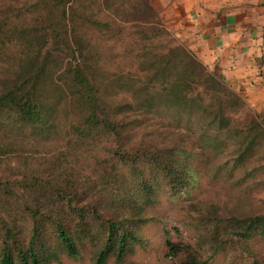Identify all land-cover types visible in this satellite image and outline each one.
<instances>
[{
    "label": "trees",
    "instance_id": "16d2710c",
    "mask_svg": "<svg viewBox=\"0 0 264 264\" xmlns=\"http://www.w3.org/2000/svg\"><path fill=\"white\" fill-rule=\"evenodd\" d=\"M127 1L0 7V264H58L61 255L79 257L87 244L93 264H107L109 256L134 264L125 256L160 192L185 193L209 157L236 186L255 173L236 175L259 145L261 125L256 118L248 127L232 122L245 102L181 43L157 45L158 30L144 29L149 42L128 81L122 71L107 76L89 63L85 28L108 29L100 13L110 16ZM92 3L99 8L87 14ZM13 10L14 18L25 11L35 18L11 26ZM13 35L24 44L10 56ZM61 57L67 61L57 71ZM113 84L129 97H111ZM138 132L148 138L142 146L133 140ZM28 136L59 146L35 166L12 164ZM258 183L264 180L249 185ZM229 219L242 238L264 232V213ZM165 245L179 264H209L187 244Z\"/></svg>",
    "mask_w": 264,
    "mask_h": 264
},
{
    "label": "rangeland",
    "instance_id": "374dc122",
    "mask_svg": "<svg viewBox=\"0 0 264 264\" xmlns=\"http://www.w3.org/2000/svg\"><path fill=\"white\" fill-rule=\"evenodd\" d=\"M29 1L0 0V7L18 8ZM98 8L95 3H92L91 6L86 7L85 12L90 14L91 10ZM111 14L109 16L106 12H101L99 16L100 20L105 19L111 22L108 29H94L91 26L85 28L88 61L95 69L107 76H113L122 71L128 81L129 77L135 75L138 55L149 42L144 39L143 31L152 27L158 30L157 37L153 40L157 45L166 41L179 42L196 56L176 34L179 28L174 22L175 13L165 7L161 0H128ZM10 18L11 26L21 27L33 21L35 17L31 12L25 11L19 17L20 19L14 18L13 10ZM9 38L11 40L8 41L7 46L13 51L10 56L18 55L23 49V40L16 35ZM196 58L201 61L197 56ZM66 61V58L61 57L55 62L57 71L63 69ZM204 65L226 84V77L220 74L216 67L212 70L206 64ZM228 87L246 104L239 112L231 113L232 122L248 127L251 119L256 118L261 125L260 129L263 130L259 145L253 147L255 148L253 156L250 157L245 168L237 169L236 175L241 176L247 170L254 169L255 173L251 172L254 174L249 178L250 181L263 182L264 110L256 111L239 93ZM118 91L116 84L108 86L111 97L115 99L129 97L128 92L123 91L118 94ZM133 140H136L138 146H142V142H146L148 138L145 134L138 132ZM23 142L20 153L22 155L17 159L10 157L12 164H16L18 160L21 166H35L38 159L53 156L55 148L59 146V143L55 141L34 142L29 136L23 139ZM62 151L66 150L63 148ZM215 158L209 157L204 164L195 168L194 182L185 193L170 195L160 192L156 196L151 208V217L136 228L135 233L139 241L129 246L125 256L126 262L179 264V257L171 256L167 251L165 240L169 239L173 243L189 245L197 257L207 260L209 264H264V232L256 231L242 238L234 227L227 226L231 224L229 219L231 215L245 217L264 213V183L250 187L249 181L247 185L236 186L231 178L224 179L222 171L215 172V167H218L219 163V160ZM92 250V246L87 244L86 248L80 251L79 257L70 258L61 255L58 264H93ZM107 264H115L113 256L108 257Z\"/></svg>",
    "mask_w": 264,
    "mask_h": 264
},
{
    "label": "crops",
    "instance_id": "0c3cea01",
    "mask_svg": "<svg viewBox=\"0 0 264 264\" xmlns=\"http://www.w3.org/2000/svg\"><path fill=\"white\" fill-rule=\"evenodd\" d=\"M161 1L196 56L256 111L264 110V0Z\"/></svg>",
    "mask_w": 264,
    "mask_h": 264
}]
</instances>
